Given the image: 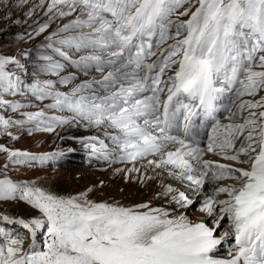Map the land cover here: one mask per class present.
I'll return each instance as SVG.
<instances>
[{
	"label": "snow or ice",
	"instance_id": "snow-or-ice-1",
	"mask_svg": "<svg viewBox=\"0 0 264 264\" xmlns=\"http://www.w3.org/2000/svg\"><path fill=\"white\" fill-rule=\"evenodd\" d=\"M40 6L48 21L36 36L75 14L41 45L51 52L39 54V70L57 79L36 80L25 92L10 67L18 62L0 54V133L10 135L25 120L45 132L83 124L108 136L118 159L133 164L129 173L151 156L149 166L194 192L212 181L232 183L204 196L200 211L210 227L176 208L124 207L0 179V201L19 200L40 213L15 221L27 230L23 236L0 228V264H264V0H40ZM65 62L99 75L79 80L65 72ZM225 93L229 104L218 105ZM28 94L50 102L26 112L24 103L8 99ZM221 108L229 113L226 124L216 115ZM194 117L210 120V131L193 134ZM0 153L5 171L47 158L4 145ZM207 153L221 159H204ZM163 194L181 209L193 205L185 191L168 186ZM38 230L47 233L39 249ZM225 242L228 258H219Z\"/></svg>",
	"mask_w": 264,
	"mask_h": 264
},
{
	"label": "rangeland",
	"instance_id": "rangeland-1",
	"mask_svg": "<svg viewBox=\"0 0 264 264\" xmlns=\"http://www.w3.org/2000/svg\"><path fill=\"white\" fill-rule=\"evenodd\" d=\"M44 3L46 5L50 3V0H44ZM46 12L47 8L40 6V0H26V2L25 0H0V54L12 57L18 62L17 65L10 67L11 71L19 77L25 92H27V86L36 80L57 79L39 70V54L51 52V50L42 48L41 45L46 43L45 36L74 19L75 15L55 19L45 33L36 36L34 29H37L39 24L48 21ZM29 34H31V38ZM70 51H72L74 59L78 58L75 51L71 49ZM84 54L86 53H79V55ZM65 72H75L79 80H86L95 74V76L99 75L90 72L85 76L69 62H65ZM60 87L61 90H67L63 86ZM8 99L24 103L23 111L26 112L39 111L50 102L48 100L38 101L30 94L17 97L9 96ZM241 99H250V97ZM239 103L240 99H236L235 104ZM235 104L231 105L234 110L236 109ZM0 114H4L2 109H0ZM52 114L66 115L65 113L49 112V115ZM244 114L246 115V113ZM7 116L14 119L19 118V114L11 111L7 112ZM221 121L225 124L229 122L228 119ZM8 132L10 135L0 133V145L13 150L26 151L36 157L47 158L24 160L18 165L9 164L5 171L3 165L6 163V154L0 153V179L7 178L15 183L35 182V184L65 197L86 193L87 198L95 202H107L124 207L148 204L150 207L165 208L170 212L176 208V212H183L194 223L205 222L211 227L213 224L211 219L200 211L204 196L211 195L215 187L220 184L232 183V181H227V183L226 181H212L206 183L203 191L194 192L186 187L187 182L182 184L173 176L168 175L167 170L154 167L146 168L149 166L147 159H153L151 156L135 163V168H138L139 172L129 173L127 170L132 168L133 164L121 162L118 159L116 147L112 142L106 141L107 136L99 128L85 127L83 124L79 126L65 124L57 126L53 132H45L37 130L34 127V122L25 120L20 125L10 127ZM93 137L96 139L93 140ZM100 140H103L105 145L107 144L106 147H101ZM93 145L100 151H94ZM220 159L212 154L209 160ZM168 186L185 191L193 201V205L181 209L171 203V194H163ZM39 215L38 210L31 208L25 202L19 200L0 201V228L12 235H25V229L15 221L21 218L27 220ZM4 216L8 218L11 216L15 221L13 223L9 220L5 221L3 220ZM223 225L224 229H227L228 221L225 220ZM46 239L47 233L38 230L35 240L36 247L38 249L43 247ZM228 248L229 242H225L219 249L218 256L227 254ZM223 257L228 258L227 255Z\"/></svg>",
	"mask_w": 264,
	"mask_h": 264
},
{
	"label": "bare ground",
	"instance_id": "bare-ground-1",
	"mask_svg": "<svg viewBox=\"0 0 264 264\" xmlns=\"http://www.w3.org/2000/svg\"><path fill=\"white\" fill-rule=\"evenodd\" d=\"M92 75H93V74H92ZM95 75H96V74H95ZM95 75H94V76H95ZM90 78H91V76L88 77L87 79H90ZM232 110L235 111L236 109L234 110V108H232ZM226 119H227V118H226ZM220 120H224V119H220ZM221 123H222V121H221ZM222 124H225V123H222ZM104 137H105V135H104ZM106 139H107L106 141H111V140L108 138V136L106 137ZM206 142H207L206 138L203 139V140H202V144H201V146L203 147V146L206 144ZM106 145H107V144H106ZM112 154H114V153H112ZM114 155H115V154H114ZM114 155H111V156H114ZM211 155H212L211 153H207V154L204 156V159H210V158H211ZM217 157L219 158V156H217ZM151 167H152V166H148V167H146V168L150 169ZM164 170L166 171V169H164ZM141 171H142V170H141ZM166 177H167V176H166ZM160 182H161V181H160ZM226 183H227V181H226ZM227 184H231V183H227ZM222 196H223V195H222ZM222 196H221V197H222ZM223 198H225V197H223ZM12 218H13V217L10 216L9 219H8L9 222H11V223H13V222L15 221V220H13ZM11 219H12V220H11ZM14 219H15V218H14ZM3 220H4V219H3ZM5 221H7V220H5ZM22 228H23V227H22ZM26 232H27V230H25V234H26ZM35 240H36V238H35ZM35 240H34V243H35ZM224 255L226 256L227 254H222V255H219L218 257H219V258H225V257H223ZM221 256H222V257H221Z\"/></svg>",
	"mask_w": 264,
	"mask_h": 264
}]
</instances>
